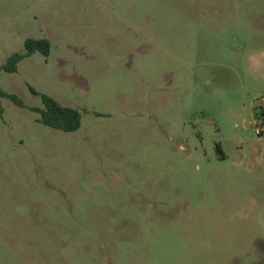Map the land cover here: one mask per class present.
<instances>
[{
	"label": "rangeland",
	"instance_id": "obj_1",
	"mask_svg": "<svg viewBox=\"0 0 264 264\" xmlns=\"http://www.w3.org/2000/svg\"><path fill=\"white\" fill-rule=\"evenodd\" d=\"M0 90V264H264V0H0Z\"/></svg>",
	"mask_w": 264,
	"mask_h": 264
},
{
	"label": "trees",
	"instance_id": "obj_2",
	"mask_svg": "<svg viewBox=\"0 0 264 264\" xmlns=\"http://www.w3.org/2000/svg\"><path fill=\"white\" fill-rule=\"evenodd\" d=\"M40 52L45 57H49L52 52V44L49 39H28L25 42V51L14 53L3 66V70L8 73H15L18 71L19 64L27 57ZM31 91L36 96H41L44 107L33 108L32 110L39 113L41 116L40 122L50 128L61 130L65 133H73L78 131L83 122L82 113L75 108L61 105L53 97L40 94L33 88ZM0 95L4 98L10 99L17 106L24 107L25 104L21 98L15 94H8L0 90ZM257 118L264 119V109L255 110Z\"/></svg>",
	"mask_w": 264,
	"mask_h": 264
},
{
	"label": "built area",
	"instance_id": "obj_3",
	"mask_svg": "<svg viewBox=\"0 0 264 264\" xmlns=\"http://www.w3.org/2000/svg\"><path fill=\"white\" fill-rule=\"evenodd\" d=\"M256 126H257V132L259 135H262L264 132V119L263 118H258L257 122H256ZM261 126V128H260Z\"/></svg>",
	"mask_w": 264,
	"mask_h": 264
}]
</instances>
